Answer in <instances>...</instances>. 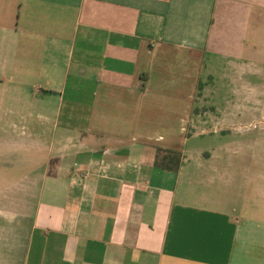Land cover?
Masks as SVG:
<instances>
[{
  "label": "crops",
  "instance_id": "1",
  "mask_svg": "<svg viewBox=\"0 0 264 264\" xmlns=\"http://www.w3.org/2000/svg\"><path fill=\"white\" fill-rule=\"evenodd\" d=\"M261 11L264 0L0 11V264H264V180L238 164L260 156L189 145L207 57L241 58ZM169 150L178 170L156 163Z\"/></svg>",
  "mask_w": 264,
  "mask_h": 264
},
{
  "label": "rangeland",
  "instance_id": "2",
  "mask_svg": "<svg viewBox=\"0 0 264 264\" xmlns=\"http://www.w3.org/2000/svg\"><path fill=\"white\" fill-rule=\"evenodd\" d=\"M20 1H0L3 17L9 15L11 21ZM250 29L241 58L223 53L207 55L189 145L192 152L216 148L260 156L259 160L238 164L254 166L264 180V11L254 15Z\"/></svg>",
  "mask_w": 264,
  "mask_h": 264
},
{
  "label": "trees",
  "instance_id": "3",
  "mask_svg": "<svg viewBox=\"0 0 264 264\" xmlns=\"http://www.w3.org/2000/svg\"><path fill=\"white\" fill-rule=\"evenodd\" d=\"M160 151L161 150H159V152ZM179 154L180 152H177L175 150H169L162 156L161 159H159V155V157H157L156 163L166 169L178 170L182 162L181 156H179Z\"/></svg>",
  "mask_w": 264,
  "mask_h": 264
}]
</instances>
